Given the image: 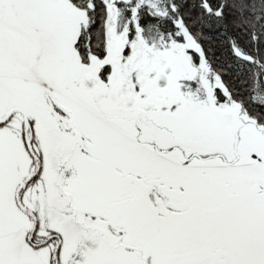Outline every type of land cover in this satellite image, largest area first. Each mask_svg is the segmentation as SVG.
I'll use <instances>...</instances> for the list:
<instances>
[{
    "label": "snow or ice",
    "instance_id": "snow-or-ice-1",
    "mask_svg": "<svg viewBox=\"0 0 264 264\" xmlns=\"http://www.w3.org/2000/svg\"><path fill=\"white\" fill-rule=\"evenodd\" d=\"M0 264H264V0H0Z\"/></svg>",
    "mask_w": 264,
    "mask_h": 264
}]
</instances>
